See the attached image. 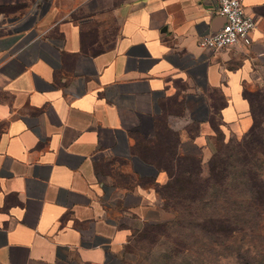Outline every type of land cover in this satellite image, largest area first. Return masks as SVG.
I'll return each instance as SVG.
<instances>
[{
    "label": "crops",
    "instance_id": "0c3cea01",
    "mask_svg": "<svg viewBox=\"0 0 264 264\" xmlns=\"http://www.w3.org/2000/svg\"><path fill=\"white\" fill-rule=\"evenodd\" d=\"M241 1L249 44L206 54L217 0H0V264H127L172 220L141 153L202 161L249 121L264 0Z\"/></svg>",
    "mask_w": 264,
    "mask_h": 264
},
{
    "label": "rangeland",
    "instance_id": "374dc122",
    "mask_svg": "<svg viewBox=\"0 0 264 264\" xmlns=\"http://www.w3.org/2000/svg\"><path fill=\"white\" fill-rule=\"evenodd\" d=\"M257 88L264 92V77L258 87L249 86ZM262 116L256 113L251 131L245 132L251 118L236 132L217 131L207 156H201L203 179L188 181L189 198L199 201L192 200L167 223L145 226L127 264H264V255L257 256L264 253ZM204 215L212 220L209 231L201 226ZM225 217L231 226L221 223Z\"/></svg>",
    "mask_w": 264,
    "mask_h": 264
},
{
    "label": "trees",
    "instance_id": "16d2710c",
    "mask_svg": "<svg viewBox=\"0 0 264 264\" xmlns=\"http://www.w3.org/2000/svg\"><path fill=\"white\" fill-rule=\"evenodd\" d=\"M242 95L249 103V116L252 120L251 125L245 130V132H248L254 127L252 124L256 113L264 116V92L263 89L260 88L253 90L244 88L242 90ZM141 154L145 157L152 158L157 167L165 171L167 179L164 183L157 186V192L162 198L164 204L171 209L174 217L178 214L179 210L183 209V207H188L192 200L199 201V198H189V195L192 193H188L189 191H187V188L188 181H195L198 183V181L203 179L199 176L200 160L197 157L178 155L175 152V139L172 136L160 139V146L155 152L149 153L148 155L146 153ZM196 186V189L201 192L202 189L198 187L199 184ZM204 216L207 217L201 219V226L205 231H209L211 226L207 227V225L211 224L210 221L212 220L209 218L210 215ZM221 223H224L225 226L228 227L231 226L228 217L223 218ZM263 255L264 253L257 256L262 257Z\"/></svg>",
    "mask_w": 264,
    "mask_h": 264
},
{
    "label": "built area",
    "instance_id": "2783aa9c",
    "mask_svg": "<svg viewBox=\"0 0 264 264\" xmlns=\"http://www.w3.org/2000/svg\"><path fill=\"white\" fill-rule=\"evenodd\" d=\"M216 12L224 18V23L214 32L197 36V44L203 52L208 54L230 44H249L255 20L246 12L241 0H217Z\"/></svg>",
    "mask_w": 264,
    "mask_h": 264
}]
</instances>
